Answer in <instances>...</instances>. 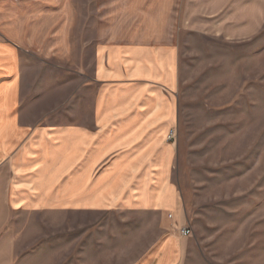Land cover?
Returning a JSON list of instances; mask_svg holds the SVG:
<instances>
[{"label":"crops","instance_id":"0c3cea01","mask_svg":"<svg viewBox=\"0 0 264 264\" xmlns=\"http://www.w3.org/2000/svg\"><path fill=\"white\" fill-rule=\"evenodd\" d=\"M94 2L67 21L73 72L72 46L37 47L35 31L19 38L14 24L0 28V231L15 212H56L93 219L110 239L140 235L128 264H188L178 150L168 141L180 122V49L101 30L115 18L100 17ZM51 37L42 40L61 41ZM112 216L124 219L96 220Z\"/></svg>","mask_w":264,"mask_h":264},{"label":"rangeland","instance_id":"374dc122","mask_svg":"<svg viewBox=\"0 0 264 264\" xmlns=\"http://www.w3.org/2000/svg\"><path fill=\"white\" fill-rule=\"evenodd\" d=\"M92 1L100 17L115 18L101 30L180 49V122L171 143L184 228L192 231L188 264H264V0H0V28L14 24L19 38L35 31L37 47L54 44L66 53L72 46L70 65L75 41L62 40L67 21ZM60 34L61 41L42 40ZM76 219L15 212L0 231V264H128L140 254V235L110 239L93 231V219Z\"/></svg>","mask_w":264,"mask_h":264},{"label":"built area","instance_id":"2783aa9c","mask_svg":"<svg viewBox=\"0 0 264 264\" xmlns=\"http://www.w3.org/2000/svg\"><path fill=\"white\" fill-rule=\"evenodd\" d=\"M175 139H176V131L173 130V131H171L170 135L168 136V141L173 142ZM179 232L185 238L190 237V235L192 234V231L189 228H183Z\"/></svg>","mask_w":264,"mask_h":264}]
</instances>
